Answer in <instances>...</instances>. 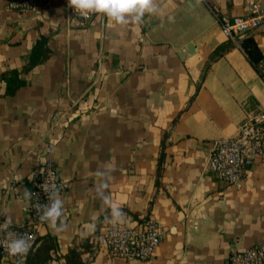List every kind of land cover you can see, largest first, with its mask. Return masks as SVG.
I'll return each mask as SVG.
<instances>
[{
	"label": "crops",
	"instance_id": "0c3cea01",
	"mask_svg": "<svg viewBox=\"0 0 264 264\" xmlns=\"http://www.w3.org/2000/svg\"><path fill=\"white\" fill-rule=\"evenodd\" d=\"M254 2L264 4L155 0L160 13L121 25L103 14L77 20L66 0H40L28 12L0 0V218L29 221L26 193L53 116L74 113L56 129L65 137L53 152L59 175L70 182L59 193L66 227H40L33 255L46 259L39 264H68L69 250L83 239L87 264H225L234 251L264 246V164L238 185L219 181L208 168L213 141L235 136L264 106L255 65L214 14L244 16ZM42 37L48 58L23 72ZM242 38H252L264 60V25ZM12 70L25 83L9 95L2 75ZM97 169L108 170L105 191L123 223L135 226L152 215L162 226L152 261H128L96 245L111 217L97 195L103 179ZM0 264L13 260L0 254Z\"/></svg>",
	"mask_w": 264,
	"mask_h": 264
},
{
	"label": "built area",
	"instance_id": "2783aa9c",
	"mask_svg": "<svg viewBox=\"0 0 264 264\" xmlns=\"http://www.w3.org/2000/svg\"><path fill=\"white\" fill-rule=\"evenodd\" d=\"M40 0H9L8 7L19 12L35 11ZM70 15L80 21H89L96 13L81 15L74 8L69 7ZM222 31L229 41L241 50V36L259 29L264 25V4L254 2L250 5V12L246 15L229 16L214 11ZM264 82V61L255 66ZM74 119L71 109L53 116L47 143L42 152L38 165L31 175L32 188L27 194L29 200L30 219L26 224H10L7 228H0V254L10 257L13 264H26L27 258L39 243L40 227L47 224L39 219L37 206L48 204V194L44 186L55 184L59 193L66 192L70 182L63 179L58 172L53 152L59 141L65 136H58L56 129L60 125L68 126ZM255 164H264V106L250 113L246 121L239 124L235 136L220 137L213 141L208 159L209 170L219 181L227 185L240 184L248 171ZM6 219L0 218V224ZM111 217L102 225L94 241L98 247L106 250L110 255L128 261H152L163 240V229L152 215L145 217L135 226H128L123 222L113 224ZM26 235L30 242L29 251L23 255L13 256L5 251L4 242L8 233ZM225 264H264V246L257 243L246 250L232 252Z\"/></svg>",
	"mask_w": 264,
	"mask_h": 264
},
{
	"label": "clouds",
	"instance_id": "9594fccd",
	"mask_svg": "<svg viewBox=\"0 0 264 264\" xmlns=\"http://www.w3.org/2000/svg\"><path fill=\"white\" fill-rule=\"evenodd\" d=\"M68 5L82 16L87 13L103 14L110 22L114 21L121 25L140 23L146 12L151 14L161 12L156 6L155 0H68ZM96 174L103 178L96 189L102 205L111 209L110 222L113 224L122 222L124 215L122 210L105 191L109 187L108 170L97 169ZM43 188L48 194L49 203L37 206L38 217L40 220L46 221L55 231H62L66 225L62 219L63 201L59 197V191L55 184L45 185ZM11 222L9 217L3 224H0V228H7ZM4 247L10 255H23L29 251L30 242L26 235L9 232Z\"/></svg>",
	"mask_w": 264,
	"mask_h": 264
},
{
	"label": "trees",
	"instance_id": "16d2710c",
	"mask_svg": "<svg viewBox=\"0 0 264 264\" xmlns=\"http://www.w3.org/2000/svg\"><path fill=\"white\" fill-rule=\"evenodd\" d=\"M240 44L248 60H250L252 64L257 66L260 62L264 61L262 60V56L252 38H244V39L242 38L240 40ZM228 46H231V44H228ZM215 55H219V54L215 53ZM48 56H49V49L47 47V39L42 37L41 39L38 40L36 45L33 47L29 55L28 63L23 68V72L30 71L37 64L45 61L48 58ZM20 72L21 71H18V70H14V71L12 70L2 75V78L5 79L7 82V94L9 95L15 94V92L25 83V81L19 77ZM164 159H165V151H164V143H163V147H162L161 155L159 159L158 173H157V176H158L157 184L158 185H160V178L163 172ZM88 249H89L88 240L83 239V241L79 245H75L69 250V253L66 257L67 263L68 264H87V262L82 259V253ZM33 253H34V250L30 252L27 258L26 264H39V261L41 259H46V257H44L41 253L37 254L39 258H36V253L35 255H33Z\"/></svg>",
	"mask_w": 264,
	"mask_h": 264
}]
</instances>
